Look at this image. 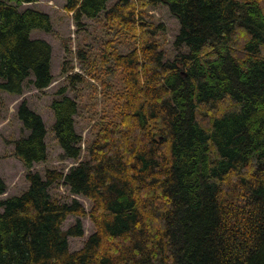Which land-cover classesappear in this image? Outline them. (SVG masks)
<instances>
[{"label":"trees","instance_id":"16d2710c","mask_svg":"<svg viewBox=\"0 0 264 264\" xmlns=\"http://www.w3.org/2000/svg\"><path fill=\"white\" fill-rule=\"evenodd\" d=\"M37 1L0 0V91L11 95L55 80L52 46L31 37L51 33L52 19L20 10ZM161 4L180 25L172 59L159 40L165 27L147 19ZM64 10L78 27L104 13L134 48L120 55L105 43L101 65L111 62L122 85L103 84L100 104L95 91L85 158L78 103L66 88L52 102L60 158L77 163L68 173L31 171L49 160L48 130L19 107L30 133L14 153L30 185L0 200V264H264V0H65ZM59 183L90 211L53 199ZM7 189L0 176V196ZM88 215L95 232L71 252L82 222L63 224Z\"/></svg>","mask_w":264,"mask_h":264},{"label":"rangeland","instance_id":"374dc122","mask_svg":"<svg viewBox=\"0 0 264 264\" xmlns=\"http://www.w3.org/2000/svg\"><path fill=\"white\" fill-rule=\"evenodd\" d=\"M113 4L110 1L109 6ZM65 0H38L34 4H25L20 10L27 8L40 10L48 14L53 23L51 33L33 31L32 39H42L52 46V74L54 82L45 90L39 91L28 85L21 96L11 95L0 91V176L5 180L8 189L0 196V200L11 196H20L29 188L27 179L28 171L20 159L15 156L14 142L23 136H28L29 131L24 130L23 124L18 118V110L23 102L38 115H40L48 130L46 144L48 146L49 160L34 166L32 172L40 173L43 177L47 169L68 173L69 169L77 163L71 159H61L63 151L58 145L52 128L55 122L51 104L59 100L63 95L59 91L66 88L64 95L74 99L79 105V112L75 116L76 130L83 137L82 159L87 156L85 145L93 134L95 114L93 95L98 92L99 104L103 102L101 95L102 85L111 84L114 88L121 87V78L113 64L104 68L100 56L105 51V43L114 41V48L120 55L129 54L134 46L125 40L114 30H108L105 26L104 13L96 20L84 19L82 26L78 27L73 16L64 10ZM149 22L163 25L165 30L160 35L161 48L168 59L175 56L174 40L179 34V21L173 16L169 8L163 4L153 8L147 13ZM80 52L85 53L86 58L80 57ZM100 72L97 78L91 76L94 69ZM82 77L84 81H74L71 77ZM53 199L60 203L71 204L77 199L86 212L91 209L92 203L81 196H74L63 183L56 184L50 189ZM3 209L0 208V212ZM80 219L83 226V237H69V249L71 252L81 250L88 238L95 232L94 224L89 215L82 218L70 216L63 224V230L67 231L77 224Z\"/></svg>","mask_w":264,"mask_h":264}]
</instances>
